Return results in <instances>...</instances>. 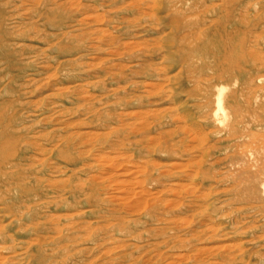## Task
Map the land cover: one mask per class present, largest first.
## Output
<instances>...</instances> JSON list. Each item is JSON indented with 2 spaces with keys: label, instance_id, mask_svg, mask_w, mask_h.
<instances>
[{
  "label": "rangeland",
  "instance_id": "374dc122",
  "mask_svg": "<svg viewBox=\"0 0 264 264\" xmlns=\"http://www.w3.org/2000/svg\"><path fill=\"white\" fill-rule=\"evenodd\" d=\"M0 15V264H264V137L236 152L225 123L212 148L177 146L176 119L206 100L182 87L211 83L232 46L262 56L264 124V0H0Z\"/></svg>",
  "mask_w": 264,
  "mask_h": 264
},
{
  "label": "bare ground",
  "instance_id": "6f19581e",
  "mask_svg": "<svg viewBox=\"0 0 264 264\" xmlns=\"http://www.w3.org/2000/svg\"><path fill=\"white\" fill-rule=\"evenodd\" d=\"M207 5L208 4H206L205 6L207 7ZM37 6H38V11L41 12L40 14L42 16L46 17L47 23L52 24L53 23L52 22L53 21V12H54L53 8L48 7V5L45 4V2L44 3L41 2V3L37 4ZM41 8L43 9V11H41ZM196 10H198V9L196 8ZM169 17H171V16H169ZM177 17H178V15H177ZM184 17H183V19H184ZM173 18H176V17H172V19ZM3 19H4V16L0 15V29H2V28L4 29V26H5ZM172 21L176 22V19H174ZM227 23H225V25ZM223 26H221V28ZM178 28H177V30H178ZM198 31H200V29ZM236 32H238V31H235L234 33H232V31H230L231 34L230 35L227 34L223 38L222 46L225 44L227 45L228 42L231 41L230 39L234 38ZM183 34H186V32H184ZM198 35H200V34H198ZM198 35H196V37ZM7 37H8V31H6L3 35H0V60H1L0 64H3L4 62L5 63L8 62L9 64L11 63L10 55L7 53V50H6L7 46L10 44ZM6 38H7V40H6ZM239 38H241V37H239ZM251 40H253V39H251ZM254 42H255V40H254ZM244 44H242V47ZM250 44L253 45L254 43H250ZM208 47H209V44H206V48H208ZM250 48H251V46H250ZM239 49L242 50V48H239ZM239 49L235 50L234 47L231 46V47H226V48L223 47V48H221V50L214 51L216 54V59H215V62L213 64L212 70L215 71V73L213 74V77L211 79V83H207L206 86H204L202 83L198 82V80L196 78H191L190 80H188V83L182 87V89H185V91L188 92L189 97L193 96V97L197 98V100L199 99V97L201 99L207 100L208 98H212L211 95H214L215 97H214L213 101H215L216 105L214 108H212V104L211 105L209 103L205 104L206 100L203 101V103L200 101L196 102V103L194 102L191 105V107H188L184 111H182L181 113H178L179 115L177 116L176 119L178 121H182L184 123L183 126L178 127V128L182 129V131L186 135H181L179 137L178 142H177V146L183 142L182 141L183 139L187 140L189 137H191L192 138L191 140L195 142L194 146H196V147L197 146H202V147L209 146L210 148H212L213 145L211 143L209 144V142H208V133H210V131L213 127L218 126V124H225V123H231V130L229 133H227L225 135V138L223 141L224 142H230V141L234 142L236 144V147H235L236 152L238 150H241L242 148H245V146L247 144L251 145V146L255 145V147H257V146H259L260 141L261 142L263 141L262 137H264V134L262 133L261 130H262V128L264 129V124L260 118L261 96H259V93L255 94V92L257 90V85H258L257 81L261 80V79H257V77L259 78V76H260V74L257 75V71H259V69H258L259 67L263 66V63L261 64V63H259V61L255 60L256 58L259 59L256 56H259L260 54L256 53L257 54L255 56L256 58L253 57V59L248 60L246 55H245L246 52L243 55H240V54L237 55V53H239L241 51ZM247 53H248V51H247ZM248 54L250 56H253L254 52L251 55V53L249 51ZM15 59H16V61L12 64V68L16 69V71H18V72L23 71L24 69H22V65H20V63L23 64V60H21V59L17 60L16 57H15ZM250 70H252V71H250ZM246 71H249L248 72L249 75H247V77H245V78L241 77L240 75L246 73ZM199 79H200V77H199ZM232 82H235V83L240 82V83H242V86L238 87L235 90H230L228 93H225L226 87L230 86L232 84ZM146 86H150V84H146ZM189 87H191L190 88L191 91H189ZM214 90H216V91L214 92ZM244 93H247V94L244 95ZM215 103H213V104H215ZM194 111H198V112L203 113V114L207 113V115L205 114L206 116H200V115H197V113ZM238 116H240L239 117L240 119H238ZM177 131L178 130H174V129L168 130V132H170L171 134H174ZM164 133H167V131H164ZM236 138H241L243 141L237 142ZM181 149H182L181 146L177 148L175 146L172 147L171 145H167L162 149V151L166 152V153H170V155H168V156L171 157L173 155L172 153L175 150H179V152H180ZM206 152L208 154L210 151H206ZM2 161H0V162H2ZM174 163H173V165H174ZM149 164H150V162L147 161L145 164L146 166L144 167V170H142V172L146 175V177L148 178L149 181H151V182L153 181L155 183H162L163 184L162 179L158 178V176H157L158 173L156 175L155 171H153L151 168L148 169ZM254 164L258 167L259 171H257L255 177L253 178V180H251V186L253 189L252 193H251L252 194L251 197L257 198L260 195V193L258 191V187L256 188V185L260 183L259 177L257 175L260 172H262V170L264 171V159L256 158ZM252 167H253V165H252ZM138 168H141V166H138ZM202 170L204 171V168H202ZM246 170H248V169H246ZM178 183H176V184L178 185ZM261 183H263V182H261ZM263 192H264V190H263ZM66 228H67V226H66ZM82 236H84V235H82ZM74 237H75L74 235H69L67 238L68 239H74ZM85 239H86V237H85ZM76 241H78V240H76ZM79 241H80V239H79Z\"/></svg>",
  "mask_w": 264,
  "mask_h": 264
}]
</instances>
